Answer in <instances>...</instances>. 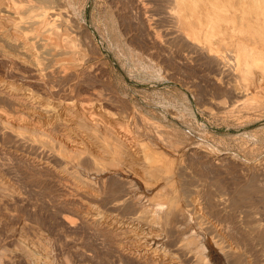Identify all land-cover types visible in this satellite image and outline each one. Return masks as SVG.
<instances>
[{
	"label": "bare ground",
	"instance_id": "1",
	"mask_svg": "<svg viewBox=\"0 0 264 264\" xmlns=\"http://www.w3.org/2000/svg\"><path fill=\"white\" fill-rule=\"evenodd\" d=\"M120 1L135 8L151 41L159 44L163 32L184 58L211 65L213 90L228 101L212 96L210 113L264 108V0ZM75 7V0H0V152L29 168L20 169V182L0 164V264H100L86 239L72 236L81 229L107 246L112 264H252L233 232L242 228L264 249V214L238 204L237 187L187 169V160L212 150L184 145L97 85L104 71ZM155 22L166 27L159 32ZM260 166L248 170L262 179ZM33 182L56 193L52 224L37 217Z\"/></svg>",
	"mask_w": 264,
	"mask_h": 264
},
{
	"label": "rangeland",
	"instance_id": "2",
	"mask_svg": "<svg viewBox=\"0 0 264 264\" xmlns=\"http://www.w3.org/2000/svg\"><path fill=\"white\" fill-rule=\"evenodd\" d=\"M75 1V9L78 12L75 14V18L79 22L84 21L81 26H88L92 37L90 40L86 39L88 44L86 47L95 53L98 51L96 56L93 53L95 58H93V61L99 62L97 64H100L102 74L104 71L103 76H99L102 83H97V85L103 84L105 87L107 86L119 98L135 105L134 107H136L137 111L140 112L141 110L149 118H153L150 120L155 121L156 119L155 122H161L158 123L163 124V127H170L167 129L172 131L173 136L175 133L174 137L179 135L180 137L176 138L181 143L184 142V145L201 146L202 149H210L212 153L223 157L222 162L217 163V158H214L215 154L209 158L200 157L197 154L187 160V165L190 167L187 169H197L201 176H207L205 178L209 180H217L219 184L222 183L228 189L237 187L239 190L238 198H241L240 200L238 199L239 203H237L246 206L253 205L254 208L257 206L259 210H257V207L255 209L264 214V207H262L264 206V178L261 179L255 173L250 174L252 172L248 170L250 169L249 167L253 169V166H264V140H262L264 139V108L251 110L242 106V104H238L232 109H220L221 111L210 109L212 111L210 113L208 110L212 106L209 98L211 99L213 96V99H222L224 97V100L227 101L228 98L222 94H217L213 90V85H211L212 83L208 76L212 73V68L205 60L198 57L192 59L184 58L186 53L184 47L170 42V40L166 39L167 36L162 34L163 32L161 33L162 35L160 34L159 44L151 41V38L145 33L144 25L142 20H140L141 17L137 19L140 15L138 16L135 8L128 5L125 7L120 3V0H86L85 7H82L85 0ZM81 8H84L83 12ZM152 10L149 11L154 15L147 13L149 11H146V14L154 18L158 17L155 14L156 11ZM126 19L131 20L127 21ZM136 22L137 24H135ZM156 24L159 27L158 29L161 28L159 32L166 27L165 23V25L163 23L159 25V22ZM158 29L156 27L157 32ZM95 44L98 48H94ZM207 73L209 74L207 75ZM118 103L121 104V102ZM207 106L208 109H205ZM214 111L216 114H214ZM4 145L7 146L9 144L6 143ZM10 149L12 151V147ZM9 152H0V157L2 156L0 159L3 158L0 161V164L3 163L1 165L2 169H10V172H14L19 181L23 182L22 173L19 171L20 169H29L28 165L21 160H16L17 156L13 152ZM18 152L26 153L22 149L21 151L18 150ZM9 155L15 158L13 159ZM31 185L33 188L31 187L30 196L35 201L33 203L34 208L37 212L39 211L37 217L40 220L50 221V224H52V220H55V210L53 212L48 208L51 207L48 201H51L52 196L56 193H51L50 186L44 183L33 182ZM41 200L44 201L42 202ZM53 208L57 209L58 206L54 205ZM242 208L245 209V206ZM238 212H236V215ZM81 231L82 229L77 231L78 233L76 232L75 235L72 234V236L81 238L82 241L86 239L87 245L96 252L100 264H112L109 250L107 246L102 244L101 240H98L99 237L92 234L89 235L86 231L81 233ZM233 235V244L241 249L245 247L244 249L247 250L248 258L250 257L252 264H264V253H262L264 249H261L259 245L252 246L250 238L242 228L238 227L233 232Z\"/></svg>",
	"mask_w": 264,
	"mask_h": 264
}]
</instances>
